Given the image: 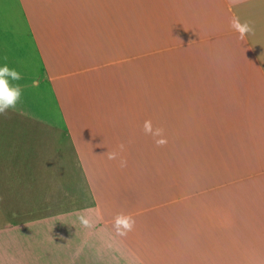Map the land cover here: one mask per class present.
I'll return each instance as SVG.
<instances>
[{
    "label": "crops",
    "instance_id": "crops-1",
    "mask_svg": "<svg viewBox=\"0 0 264 264\" xmlns=\"http://www.w3.org/2000/svg\"><path fill=\"white\" fill-rule=\"evenodd\" d=\"M5 64L0 264H264V0H0Z\"/></svg>",
    "mask_w": 264,
    "mask_h": 264
},
{
    "label": "clouds",
    "instance_id": "clouds-1",
    "mask_svg": "<svg viewBox=\"0 0 264 264\" xmlns=\"http://www.w3.org/2000/svg\"><path fill=\"white\" fill-rule=\"evenodd\" d=\"M241 0H230V4H236ZM231 27L239 33L240 39H244L245 35L252 31L251 26L248 23H241L238 17H233ZM22 79L21 73L15 69H10L6 64L0 67V115H7L9 110H15L17 104L21 101L22 88L19 84H10L11 81H19ZM144 131L146 133H153L151 121H145ZM160 129H157L154 135H159ZM158 145L166 143L163 139L157 140ZM115 153H109V159H115ZM126 162L121 161V166H124Z\"/></svg>",
    "mask_w": 264,
    "mask_h": 264
},
{
    "label": "rangeland",
    "instance_id": "rangeland-1",
    "mask_svg": "<svg viewBox=\"0 0 264 264\" xmlns=\"http://www.w3.org/2000/svg\"><path fill=\"white\" fill-rule=\"evenodd\" d=\"M121 64L123 72L125 71V69H130L134 72L133 74H128L127 79L131 77L139 78L141 80H144L145 83L148 80H151L154 85H156L157 88L148 90V85H145L144 83V93H148V91H151L156 92L159 96H166V52L156 53L148 56H141L135 60L127 61ZM123 77H125V74H123ZM137 89L139 88L137 87L136 90ZM172 141H174L172 142L173 144H176L178 138H174V140ZM173 155L175 154L170 153L169 157H172Z\"/></svg>",
    "mask_w": 264,
    "mask_h": 264
}]
</instances>
